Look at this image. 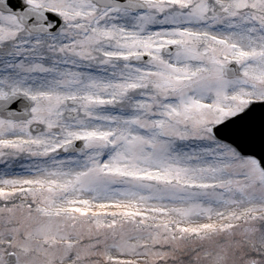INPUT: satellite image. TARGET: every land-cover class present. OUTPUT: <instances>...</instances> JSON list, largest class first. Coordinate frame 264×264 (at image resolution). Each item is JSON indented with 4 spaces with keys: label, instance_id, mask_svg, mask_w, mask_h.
Returning a JSON list of instances; mask_svg holds the SVG:
<instances>
[{
    "label": "snow or ice",
    "instance_id": "6c2138e0",
    "mask_svg": "<svg viewBox=\"0 0 264 264\" xmlns=\"http://www.w3.org/2000/svg\"><path fill=\"white\" fill-rule=\"evenodd\" d=\"M0 264H264V0H0Z\"/></svg>",
    "mask_w": 264,
    "mask_h": 264
},
{
    "label": "rangeland",
    "instance_id": "374dc122",
    "mask_svg": "<svg viewBox=\"0 0 264 264\" xmlns=\"http://www.w3.org/2000/svg\"><path fill=\"white\" fill-rule=\"evenodd\" d=\"M0 167H2V166H0Z\"/></svg>",
    "mask_w": 264,
    "mask_h": 264
}]
</instances>
